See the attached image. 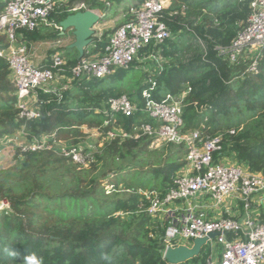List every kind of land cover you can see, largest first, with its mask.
<instances>
[{
    "label": "trees",
    "instance_id": "trees-1",
    "mask_svg": "<svg viewBox=\"0 0 264 264\" xmlns=\"http://www.w3.org/2000/svg\"><path fill=\"white\" fill-rule=\"evenodd\" d=\"M6 1L0 0V16ZM67 1L65 6L86 3L91 10L104 11L107 2L120 9L125 5L136 7L145 0ZM249 3L173 0L160 17L171 32L170 39L149 44L128 70L106 77L111 79L108 83H102L106 78L73 81L61 99L39 91L40 117L32 121L17 120L10 71L0 59V139L23 129L29 140L55 132L56 137L73 136L77 139L73 144L78 143L84 134L77 128H100L105 118L96 111L105 109L109 99L126 95L140 102L146 83L139 84L138 92L133 93L124 91L125 82L113 80L120 73L135 71L143 57L158 53L165 63L162 71L153 75L154 98L160 100L164 94L190 89L184 98L182 130L204 126V134L223 133L232 160L247 172L264 177V48L256 58L253 73L245 72V63L230 65L214 50L229 45L245 25ZM73 15L63 11L51 13L49 19L58 23ZM22 33L34 45L55 41L59 36L55 31L50 36L40 30ZM107 34L100 42L98 38L92 41L88 55L102 49ZM199 41L206 47L205 57ZM5 43V37L0 36V48ZM53 52L49 51V56ZM77 57L75 48L64 50L65 78L70 76L69 69ZM143 117L140 111L129 118L116 115V126L129 132ZM229 130L235 134L227 135ZM148 146L145 136L120 144L106 142L87 168L52 152L16 153L14 164L0 172V202L8 204V209L0 211V264H24V258L33 253L42 264H167L161 258L166 224L146 214L148 203L141 192H165L184 166L186 151L182 145L164 144V160H159L162 164L137 171L136 165L143 159H133L143 155ZM132 160L133 170H122V165ZM115 171L108 179L114 192L106 194V178ZM141 205L143 209H139ZM5 248L15 249L17 257L10 258ZM206 251L201 250L200 256L183 264L203 263Z\"/></svg>",
    "mask_w": 264,
    "mask_h": 264
},
{
    "label": "built area",
    "instance_id": "built-area-1",
    "mask_svg": "<svg viewBox=\"0 0 264 264\" xmlns=\"http://www.w3.org/2000/svg\"><path fill=\"white\" fill-rule=\"evenodd\" d=\"M66 1L5 2L0 16V36L5 37L6 43L0 48V59L7 63L10 71L9 80L14 87L18 121L27 122L40 117L39 91L47 95L55 94L61 99L73 81L100 80L118 70H128L149 44L156 45L172 37L160 20L161 12L168 7L167 0H145L136 7L127 6L121 13L120 24L107 34L102 49L88 55L85 48L83 55L78 56L76 63L69 69L70 76L65 78L64 55L55 51L44 60L46 65L36 64L35 45L24 38L22 32L52 28L59 35H64L66 30L61 22L65 19L56 23L49 19L51 13L65 11L76 15L90 10L100 19L106 16L105 11L112 8L107 2L104 12H101L91 10L85 3L65 6ZM249 9L245 25L230 44L215 47V50L230 65L238 64L240 57L251 56L247 60L250 64L246 66L245 72L253 73L256 72L257 55L264 48V0H250ZM74 31L70 29L72 35ZM61 39L58 38L53 44L60 45ZM98 39L99 42L102 40L101 37ZM199 44L205 57L206 47L201 41ZM144 60L156 62L155 73L162 71L164 61L158 53L145 56L142 58ZM146 84L147 87L140 93V102L131 101L126 95L109 99L105 109L96 111L105 118L100 128H77L84 138L59 152L55 132L29 140L21 129L14 136H5L3 139L13 147V157L16 153L21 156L52 152L80 168L92 164L95 154L106 142L118 141L120 144L124 140L137 141L145 136L152 145H182L186 151L184 168L173 177L165 192H141L148 203L146 214L151 218L164 219L162 221L166 224L161 239L162 260L168 264L165 256L169 249L181 246L191 248L194 240L206 239L200 251H213L214 246L220 249L217 253L211 252L203 264H264V177L247 172L232 160L223 133L215 136L204 134V126L182 130L184 98L190 89L180 94L167 93L157 100L154 98L156 82L152 75H148ZM137 111L144 117L129 132L116 126V115L129 118ZM90 131L96 133L92 143L85 140ZM234 134V130L227 132L229 136ZM107 191L106 194H110L114 189L112 186L107 187ZM205 198L223 208L225 217L211 219L199 213V202H204ZM233 204L241 211L235 213ZM5 208L8 209L7 203L3 204L2 209ZM139 209H143V205ZM211 235L213 238L209 237Z\"/></svg>",
    "mask_w": 264,
    "mask_h": 264
},
{
    "label": "rangeland",
    "instance_id": "rangeland-1",
    "mask_svg": "<svg viewBox=\"0 0 264 264\" xmlns=\"http://www.w3.org/2000/svg\"><path fill=\"white\" fill-rule=\"evenodd\" d=\"M167 1H168V3L166 6H169V4L173 0H167ZM66 3H68V1H66ZM86 5L88 6V4H86ZM127 6L128 5H125V8H120V9H119V7H115V8L112 7L111 8L112 10L105 11V14H106L105 17L96 20V22L90 26V30L92 33L90 38H89L90 44L92 43L93 40H95V38H100L103 34L110 32L116 26H118L120 24L121 13L125 9H127ZM119 10H122V11H119ZM87 12H92V11L88 10ZM101 12H104V11H101ZM192 18H194V17L192 16ZM40 32L42 34H44V36H50L54 33V30L52 28H47V29L40 30ZM61 37L63 39L60 40L61 41L60 45H54L53 43L55 41L39 43L37 50H36V52H37L36 58H35L36 64L41 65V63H39L41 60L42 61L47 60L49 58L48 57L49 51H58L64 55V50L72 48L71 45L74 43L75 37L71 34L70 30H66L64 32V35L58 36L59 39ZM184 45H185V42H184ZM216 47H220V46H216ZM91 49H92V47L90 45L87 47L86 51L89 53L91 51ZM254 56L256 57V55H254ZM257 57H258V55H257ZM249 58H251V56L240 57L238 59V61L240 62V64L245 63L246 66H248L250 64V61H247ZM162 62L163 61H161L160 63H162ZM163 63H165V61ZM154 65H156V62H154L153 60L140 61L139 64L137 65L135 71H130L127 74L120 73V75L118 77H116L113 81L115 83L125 82L123 84L124 91L126 90L129 92L137 93L138 92V85L146 83L148 81V75L153 76L155 74ZM109 81H111V79L106 78L103 80L102 83L105 84V83H108ZM63 83L65 84L64 81H63ZM95 137H96V133L94 131H90L89 133H87L85 140L92 143V142H94ZM3 138L0 139V172H4L7 168L11 167L14 164V160L12 158L13 157L12 156L13 147L6 144L7 141ZM56 140H57V150L59 152L60 150L66 149L69 146L73 145V140H77V139L74 138L73 136L66 137L65 135L64 136L61 135V136H58ZM163 146H164L163 144H161L159 146L155 145V144L154 145L149 144L148 148L146 149V151L143 155H140L137 159H133L135 162L139 161V158H141V157L143 159V162L141 165H136L138 167L137 171L146 170V168L147 169L153 168L151 164H156L155 165L156 167L160 166L162 164V162H160L159 160H164V154L166 152L164 150L166 147H163ZM176 147H178V146H176ZM173 152L174 151H171L170 154ZM133 160L130 163L123 164L121 167L122 170H133V168H134L133 167L134 165L132 163ZM89 166H87V167H89ZM87 167H85V168H87ZM101 167H99V168H101ZM97 171H98V169L93 173L96 174ZM116 173L117 172L115 171V172L109 174V177L106 178L107 180L105 181V184H104L106 187L105 190H107V187L108 188L111 187L109 185L110 180H108V179L110 177L114 176ZM7 181L13 182V178L7 177ZM0 203H2V205H3L5 202H0ZM199 204L206 206L205 211L207 213L216 210V206L214 204H212V202L208 198H205V201L203 203L199 202ZM184 205L186 206V203ZM160 220H164V219L160 218L159 221ZM208 248H209V246H208ZM213 248L215 250L220 249L219 246H214ZM185 264H190V263H185Z\"/></svg>",
    "mask_w": 264,
    "mask_h": 264
},
{
    "label": "water",
    "instance_id": "water-1",
    "mask_svg": "<svg viewBox=\"0 0 264 264\" xmlns=\"http://www.w3.org/2000/svg\"><path fill=\"white\" fill-rule=\"evenodd\" d=\"M98 20L90 15L89 12L76 14L73 16H68L61 26L64 30H70L73 28L75 31L73 33L75 41L72 44V48L78 52V56L83 55V50L90 46V36L91 30L90 26ZM2 203H0V211L2 210ZM213 238V236H209ZM206 239L203 240H194L193 246L191 248L187 247H178L176 249H169L166 253L165 258L168 261V264H181L186 261H189L197 257L200 253V247L204 245Z\"/></svg>",
    "mask_w": 264,
    "mask_h": 264
},
{
    "label": "crops",
    "instance_id": "crops-1",
    "mask_svg": "<svg viewBox=\"0 0 264 264\" xmlns=\"http://www.w3.org/2000/svg\"><path fill=\"white\" fill-rule=\"evenodd\" d=\"M108 34L110 33V32H107ZM38 45L39 44H35V54L37 53L36 52V50H37V47H38ZM35 58H36V56H35ZM34 62H35V59H34ZM36 63V62H35ZM39 63H41V64H43L44 63V61H40ZM184 168V166L178 171V172H180L182 169ZM201 203H203V202H201ZM213 204V203H212ZM228 204L230 205V202H228ZM200 206L201 207H199V210H198V212L199 213H202V214H204L206 217H208V218H223V217H225V211H224V209L223 208H220L219 206H216V210L215 211H211V212H209V213H207L206 211H205V208H206V206H203L202 204H200ZM211 208V207H210ZM233 211L235 212V213H237L238 211H241V208H239L238 206H235L234 204H233ZM219 210V211H218ZM261 217L263 218V214H261ZM211 252H213V253H217V252H219V249L218 250H213V251H210L209 249H207V251H206V257H205V259L207 258V256L211 253ZM200 253H201V251H200ZM200 253H199V255L198 256H200ZM197 256V257H198ZM196 258V257H195ZM205 261V260H204ZM204 261H203V263H204ZM203 263H201V264H203ZM183 264V263H182Z\"/></svg>",
    "mask_w": 264,
    "mask_h": 264
},
{
    "label": "clouds",
    "instance_id": "clouds-1",
    "mask_svg": "<svg viewBox=\"0 0 264 264\" xmlns=\"http://www.w3.org/2000/svg\"><path fill=\"white\" fill-rule=\"evenodd\" d=\"M4 251L10 258L17 257L18 253L13 248H5ZM24 264H42L41 260L33 253L24 258Z\"/></svg>",
    "mask_w": 264,
    "mask_h": 264
},
{
    "label": "bare ground",
    "instance_id": "bare-ground-1",
    "mask_svg": "<svg viewBox=\"0 0 264 264\" xmlns=\"http://www.w3.org/2000/svg\"><path fill=\"white\" fill-rule=\"evenodd\" d=\"M90 13V12H89ZM90 15L94 18H97V16L95 15V13H90ZM2 25V22L0 23V26Z\"/></svg>",
    "mask_w": 264,
    "mask_h": 264
}]
</instances>
